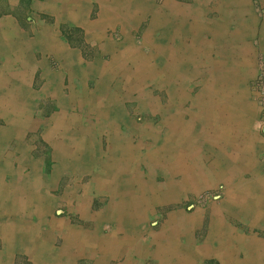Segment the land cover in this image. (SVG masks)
I'll use <instances>...</instances> for the list:
<instances>
[{"label":"rangeland","instance_id":"obj_1","mask_svg":"<svg viewBox=\"0 0 264 264\" xmlns=\"http://www.w3.org/2000/svg\"><path fill=\"white\" fill-rule=\"evenodd\" d=\"M166 1L167 0H151V4L154 8L158 9L162 7ZM175 1L179 6L187 9L194 5V0ZM208 2L203 7L204 15H202V20L209 23L215 21L221 22L222 18L213 12L214 9L217 10L215 8V1L210 0ZM246 2L248 7L246 13L244 12L242 16H238V13H234V16L230 19H226L228 21V27L232 32L239 30L240 27L238 30L236 27L241 24V21L246 22L245 24H248L250 27V33L246 40L248 47L244 53L245 60L242 58L234 59L236 63H234L233 67L237 69L235 72V76L237 77L235 82L231 83L227 88L229 96L227 105L230 111L237 110L238 116H240L239 114H241V112H244L245 119L249 121L238 130V136L236 135L235 138L237 143H235V145L240 150L248 146L247 144L249 143L250 150H252L251 154H249V164L253 162V165L250 164L248 168L245 169L244 173L240 175L241 178H222V172L219 167H210L211 170H208L210 169V164L216 159V148L208 151V149L202 146L199 150L198 158L200 162L203 160L201 163L205 165L204 169H206V173L203 176H207V178H201L198 182L194 181L196 183V185L194 183V187L190 184H186V187L183 188V176H180V174L176 176L170 175L169 171L166 169H159L143 161L135 162L136 165L134 164L132 168L134 169V173L129 174V177H126V175L116 176V171L110 169H108V171L110 170L108 173H104L103 163L110 158V141L112 142V140L109 139L113 137L110 136L107 131L98 133L92 131L98 115L94 111H89L88 106H80L78 103H69V108L66 110L68 115L75 119L69 126L70 133L72 135L74 134V137H78L79 135L75 134L77 129V132H86L87 135H80L81 139H88V142L92 143L95 148L93 147L90 151L93 154L87 153L88 160L85 161L87 163H83L79 166H60V161H58L55 156L52 139L49 138L47 131L53 127V118L59 115L62 110L64 104H62V101L64 99H67V97L74 94V92V95H76L81 91L93 93L96 90L99 77L94 74L91 68L98 63L106 64L110 61V56L105 52H99L96 40L92 38H83L75 28L61 26L58 31L55 28V31L61 33L62 38L60 39L68 43L69 49L71 50L70 54L73 53L75 55L72 61L76 62V65L78 63L81 68L80 72L71 73L70 68H77L78 66H65L61 56L53 55L48 52L44 53L42 49L39 48L40 46H38L39 43L43 44L42 42L47 40V34L51 32V27L53 25L54 19L50 15L48 0H0V31H9L14 25L16 29L24 32V35L29 39V44H31V46L25 48V51H23L24 48L20 50L16 46L17 39L14 38L13 40L11 39L14 46L3 47V49L0 50V76L3 77L4 80H9L10 82L9 88L0 89V97L8 99L17 98L18 94L22 92L21 87L24 81L23 83L26 84V86L23 88L24 94L21 96V99H26V102L22 105L29 116V122L32 123V128H27L18 134L11 133V135H6L2 132L4 122H7L11 116H7V119L6 116L0 114V140L2 141H0V163H5L6 165L5 172L4 174L2 173L3 176H0V226L6 225L11 227L12 224H16L11 238L5 235L0 236V264H96V260L100 257V254L89 253L86 248L83 252H77L75 247L71 250L69 245L63 243L67 237V229L100 237H107L111 235V233L117 231V233L122 236L120 229H118L119 226L115 225V222L106 219L100 221L96 219V215L102 212L104 213L112 204L117 203L121 199H123L124 203L128 201L132 202L131 198L137 195L136 191L138 185L135 184L132 186L133 183L127 185V182L128 180L134 182L136 179H139L146 189L152 186L155 191H152V193L154 192L157 196H162L161 193H164V195L172 193L169 189L174 190L176 193L168 199L164 198L162 201L154 199L150 201L149 210H151H148V215H146L147 220L145 219L143 223L137 225L140 236L135 239L136 246L141 243V247H147L149 250L147 245L150 246L152 236L161 235V228L163 225L164 230L166 228H171V226L168 225L170 222H172L173 226L177 225L173 219L175 216L180 218L182 216H185L184 218H194L192 221L194 226L187 225L188 228L177 225L178 227L176 228V243L186 248L187 240H189L188 242L192 247L196 248L208 243L210 232H212L213 239L217 237L220 242H225L227 241L226 236L228 231L233 237L239 236L241 240L245 241L244 243L249 241V239H255L259 240L264 245V224L258 222V225H251L253 218L250 215L251 218L246 219L239 214L245 202L242 195L250 194L248 188L253 185L255 179H261L263 181L262 185L264 186V134L262 133L261 124H254L252 123V119H250L255 107L264 111V98L261 100L258 96V92L253 89V81L258 73V68L260 65H264V57L261 55L262 49L264 48V0H247ZM92 17H95V15H92ZM117 19L121 20L120 18H116V20ZM151 21L152 15L150 12H147L136 22H133L129 29L125 30L126 32L123 33L129 34V37H131L138 46L142 47L144 36L146 33H149L151 29ZM120 26V24L111 26L106 32L107 39L112 35L114 42L122 43L123 37ZM53 31L52 29V32ZM24 35L21 39H25ZM157 36L158 33L156 32V37ZM156 37L153 41H155ZM204 39L207 41L209 40L208 36H204ZM159 42L164 46V39L160 38ZM176 42L177 41L172 44L173 47ZM187 43H189V41ZM142 50L145 49L142 48ZM235 52H238V50ZM63 68H65V70H63ZM52 72L56 73L55 77L54 74H51ZM52 78H54V80H52ZM205 78L206 77L202 79L204 80ZM118 79L119 77H115L106 86H109L108 88L111 90ZM54 83L59 85L57 96L54 95L56 90L51 87ZM202 85L203 83H201L199 79L194 81L189 80L188 84L181 90L182 111L185 112L188 110L189 113L193 111L197 113L199 111L201 116L197 123L192 124L193 132H197L196 129L199 127L203 129L202 131H207L210 122L211 126L213 125V119L206 114L203 108L201 111L202 104L201 107L199 106V110L196 108L191 109L198 93L201 92L200 90L205 89V86ZM120 86L123 85L120 84ZM145 91L147 95L145 94L143 96L144 98L148 99V97H151L162 107L169 104L170 99L167 87L150 84L148 86L146 85L144 93ZM28 92L30 93L28 94ZM205 94L208 95V93ZM203 99V102L209 105L208 99L204 97ZM140 101L141 98H139L137 94L128 95L126 99L121 102L120 109L126 120H131L136 124L137 130L146 128L151 129L160 140V143L158 142L156 144H153L154 142L151 139H143L140 142L141 153H139V158L143 159L148 151L161 146V140L164 139L167 127H165L163 123L164 118L160 112L143 108L138 104ZM118 118L119 116L117 119ZM184 120H187V116L184 117ZM123 123L127 125V122ZM262 124H264V122ZM118 130L119 133L125 131V125L121 124ZM134 130L132 132L133 134L130 135V140L133 145H136L139 144L141 139H139L140 136H138ZM4 136L7 137L6 140H2ZM194 138L191 144L195 143V147L199 149L200 145L197 141L201 139L197 138L194 141ZM200 144L204 145V142ZM197 152L198 151H196V153ZM227 153L229 155L231 151L228 150ZM90 155H96L97 158L91 159ZM259 169L260 172L256 174ZM114 175L119 179H116L117 182L115 185L108 184V178H116ZM133 175H136L138 178L130 180L129 178H132ZM195 175L196 174H194L193 178L196 177ZM212 176H214V178H212ZM25 178L33 179L38 183H36V187L32 191L29 190L28 194L25 195V201L28 200L26 203L29 201L34 202V200L38 202L36 205L32 203L31 207L26 204L25 209L19 208L18 206L12 209L15 203H13L12 199H17L16 197H19L21 203L23 202L22 198H24V196L22 195L25 194V192L23 193L22 191V185ZM155 183L157 185H155ZM10 185H13V190L14 188L16 189V194L13 193L12 190L9 191V189L6 188ZM37 185L39 186V190H36ZM30 186L32 185L30 184ZM101 186H103V189L100 188ZM162 187L164 189L161 190ZM242 187L244 188V192H242ZM105 190L107 191L105 192ZM128 190H133L134 192H128ZM251 194L254 195L252 199L258 196L262 198L264 195L262 190H260L259 193L255 192ZM15 195L17 196L15 197ZM82 200L86 201L87 206L84 215L82 214V210L78 207V204H81L79 202ZM7 201L12 203V205H9L10 209L8 210H6ZM261 202L264 208L263 200H261ZM31 209H33L34 213L29 212ZM3 211L4 214H2ZM85 214L87 215L85 216ZM196 221H198V223ZM17 223L20 226H18ZM23 226L24 228L27 227L24 229L22 228ZM55 226H57L56 228L58 229H55ZM184 228L186 230H184ZM21 231L23 232L21 233ZM167 232L170 233L166 231L165 234ZM44 239L46 241L45 248L47 249V254L39 257L42 258L40 263H37L35 260L33 262L29 253L32 248L31 244L42 242ZM213 239L211 240L212 245H217L218 243ZM185 243L186 245H184ZM156 246L150 247V253H154L155 250L159 251V246L157 248ZM237 246L238 249L235 258L237 260H242L245 255L244 244H237ZM125 248L127 247L122 248L118 255L104 259L106 260L105 264H120L128 259H132L133 261L138 260L134 252H130L128 255ZM69 252H72L71 256L68 255ZM151 257L150 255L148 264H156L157 262ZM147 261L148 259H145V262H140L139 264H147ZM164 261H166L164 262L165 264H174L175 262V264H189L188 260L183 261L178 258H166ZM182 261L183 263H181ZM192 261H196V264H219V260L213 255L205 258L202 257L200 260L192 259ZM259 263L264 264V253L260 257Z\"/></svg>","mask_w":264,"mask_h":264},{"label":"crops","instance_id":"obj_2","mask_svg":"<svg viewBox=\"0 0 264 264\" xmlns=\"http://www.w3.org/2000/svg\"><path fill=\"white\" fill-rule=\"evenodd\" d=\"M208 1H210V0H194V5L191 6V8L187 9V8H183V7L179 6L175 0H167L165 3L166 5L163 4L165 6H162L158 9H156L152 6L151 0H148V1H143V0H48L49 9H50V13H51L50 15L54 19L53 23H52L53 25L51 28L54 31L52 32V29H51V32H49L47 34L48 35L47 40H44V42H42L43 44L39 43L38 46H40L39 48L42 49V51L44 53L48 52V53L53 54V55L61 56L64 60V65L69 66L70 62H71L70 56L71 55L75 56V55L73 53L70 54L71 50L69 49L68 43H66L64 40L60 39V38H62L61 33L57 32L58 29L61 28V26H68V27H73L76 30H78L79 34L82 35L83 38H92L93 40H96V42L98 43L97 48H98L99 52H103L105 50L102 46H105V44L107 42L114 43L115 45H117V47L119 46L118 49H116L117 51L118 50L119 51L116 52L115 60H118V65L120 66L119 68L122 67V70H127L128 72H134L135 70L137 71V69H139V67H144L145 65L147 67L154 68V67H152V65L154 64L152 62V60L154 58H158L156 60H159V59L164 60V82L163 83H164V86L167 87V90L169 92V99L173 98L175 96L174 92L177 91L176 95H178V96L176 99H177V102L179 103L181 115L183 116V120H184V117L187 116V120H184V121L187 122V124L191 125V126H192V124L197 123L199 121V119L201 118V116H200L199 111L197 112L199 114H197L196 111H193L192 113H189L188 110H186L185 112L182 111V109H181V105H182L181 93H182V91L181 90L186 86V84H188L189 80L194 81L196 79H199L200 82L203 83L202 86H205V89L200 90L201 92L198 93L196 100L194 101L193 105L191 106V109L196 108L197 110H199V106L201 107V104H202L201 111L203 108V110L206 112V114L210 118L213 119V125H212L213 127L211 126V122H210V125H209V128L207 131H201L203 129L201 127H199L196 130L197 132L194 134V136L196 137L195 139H197V138L201 139V140L197 141L198 144L200 145L199 150L202 146H204L206 149H208V151H211L210 149L216 148L217 155L215 157L216 158L215 161L212 163L213 168L219 167L221 169L222 178H241L240 175L242 173H244L245 169H247L250 164L253 165V162H251L249 164V154H251L252 150H250L249 143L247 144L248 146H245V148H242L239 150L237 148V146L235 145V143H236L235 138H236V135L238 133V130H240L241 127H243L249 121L245 119L244 112H241V114H239L240 116H238L237 110H235V111L229 110L228 105H227L228 99H229V96L227 93V88L231 85V83L235 82V79L237 77V76H235V72L237 71V69H235L233 67L234 63H236L234 61V59L235 58L239 59V57H240V59L242 58L243 60H245V54L244 53L246 52L247 47H248V45L246 43L247 41H245V40H247L248 36H249V35H247V32H246V28L248 27L247 26L248 24H245L246 22L241 21V24H239L240 26L238 25L236 27L237 30L239 27L241 29L239 28V30L237 32L236 31L232 32L231 29H229V27H228V21L226 19H230L232 16H234V13H238V16H242L244 12L246 13L248 11L247 2H246L247 0H214L216 3L215 8L217 10L214 9L213 12L215 14H217V16H220V18H222V21L221 22L215 21L213 23L212 22L209 23V22L205 21V23H207L209 25L207 28L209 33H207V31H206V34H204L202 37L197 36V35H199L198 33L200 31L199 24L201 21H203L202 20V15H204L203 7L205 6V4ZM122 8H124V9H122ZM163 8H164V10H163ZM132 9H134V10H132ZM179 9H180V11H179ZM158 10H160V16L162 15L164 17V22L166 21L165 23L167 26L164 27V33H162L163 32L162 28L157 29L156 32L158 33V36L156 37V32L154 33V28L152 27V22H153L154 18L155 19L159 18V15L157 13ZM147 12H151L152 22H151V29H150L149 33H147L146 35L147 36L149 35L148 37H149V39L152 38V41H150V43H146V42L143 43V46L141 48H139V50H141L140 52L127 54L123 50L122 46L124 45V42L127 39H131V37H129V34H125L123 32H126L125 30H128L130 25H132L134 21L136 22L138 20V18H140L142 15L146 14ZM171 13H173V14H171ZM92 15H95V17H92ZM186 15H188V16H186ZM115 17L120 18L121 20H119V19L116 20ZM135 18H137V20ZM178 18H179V21L177 20ZM194 18H196V19H194ZM104 20H107V21H104ZM180 20H183V21L180 22ZM189 20H191V21H189ZM168 21H169V24L167 23ZM180 23H183V24H180ZM115 24L121 25L120 28H121L122 32L121 31L120 32H121L122 37H123L122 43L114 42L112 35L110 36L109 39H107V37H106L107 36L106 35L107 30L110 29L111 26H113ZM172 24H174V25H172ZM218 24H220V25H218ZM55 28L57 31H55ZM220 30H222V31L220 32ZM243 30H245V32H246V35L244 34L245 37L242 36ZM48 31H50V30H48ZM211 31H212V33H211ZM213 31H215V32H213ZM23 35H24V32L19 30V29H16V27L14 25L11 27V29L9 31H0V50H2L3 47L14 46V43L12 42V40L14 38H16L17 39V44H16L17 48H19L20 50H22L24 48L23 51H25V48L31 46V44H29V39L27 36L24 35L25 39H21V37ZM147 36H144L143 41L147 40ZM204 36H208V39H209L208 41H210V42L205 40ZM155 37H156V39H155L156 42L153 41ZM173 37H174V39H173ZM160 38L165 39L164 40L165 41L164 52L166 54L164 53L165 54L163 57L164 59H162V57L154 55V54H158V53H156L155 48L161 45L160 42L158 41V40H160ZM98 39H100V40H98ZM97 40L101 41V42H98ZM175 41H177L176 42L177 45L175 43L174 47H173L172 44ZM186 41L187 42L189 41V43H187ZM200 41H206L207 44L209 43L212 45H210L209 48L208 47L205 48V50H204V48H201L202 49L201 50L200 46H199ZM213 41H214V43H213ZM239 42H241L242 44H240V45H244V47L239 48V46H240ZM55 45H56V47H55ZM231 45H233V46H231ZM142 48L147 50V51L142 50ZM236 50H238V52H235ZM262 50L263 51H262L261 55H262V57H264V48ZM104 52L108 54V52H106V50ZM60 54H62V55H60ZM167 55H168V57H167ZM194 55H195V57H194ZM137 56H139V57H137ZM205 57L206 58L208 57V58L206 59ZM214 57H215V59H214ZM68 59H70V60H68ZM111 60H112V57L110 58V61ZM168 62L170 63V65ZM136 63H138V64H136ZM63 70H65V68H63ZM171 72H174L175 74L177 73L176 74L177 77L176 78H169L168 74H170ZM51 74H54V77L56 76L55 72L54 73L52 72ZM22 76H24V75H22ZM116 77H119V79H118L119 80V83H118L119 86H120V84H124L123 81H125V83L128 82L124 78L125 76H123L121 73H119V75ZM204 77H206V78L203 80L202 78H204ZM55 92H57V91H55ZM205 93H208V95H206ZM203 97L205 99H208L209 105L203 102V100H204ZM125 99L126 98L120 99L119 107H120L121 102L124 101ZM173 100H174V98H173ZM236 107H237V105H236ZM230 112H231V114H230ZM66 114H67L66 110L64 112L61 110L59 115L54 117L55 119H57V122L55 123V125H59V127H57V128L53 127V128H55V130H57V129L60 130L55 135V136H59V138H57V140H58L57 146L53 145L55 148L54 149L55 156H56V159L58 161H60V166H62V165L64 167H65V165L79 166L83 163H87V162H85L88 160L87 153L89 150H91L94 147V145H92V143L88 142L87 141L88 139H84V141H83V139H81V142H80V146H81L80 149L81 150H80V152L83 153V154L81 153V155H79L81 157H78L74 161V164H71L68 161L70 159L68 156V153H66L65 154L66 160H65V157L63 155L64 152H62L63 148H64L63 146H65V145L71 146L69 143H70V141H72V138L74 137V134L72 135L70 133V129H69V126L74 122V119L72 118V116H69L68 114L67 115ZM65 116H68L69 118L65 117ZM225 117H226V119H225ZM62 118L64 119L63 122L58 121V119H62ZM163 118H164V115H163ZM250 119H252V123H254V124H257V125L261 124V129L264 127V124H262L264 122V111H262L260 108H257V107L254 108L253 115L251 116ZM189 120H192V121L190 122ZM123 122H127V125H126V123H123ZM121 124L125 125V131H122L123 133L120 132L121 135L128 134L127 127L131 129L129 132L130 135L133 134L132 133L133 130L136 129V124H134L131 120H126L125 117L123 116V113H121L120 119L118 120V125L120 126ZM79 132H81V131H79ZM95 133H98V132H95ZM75 134L79 135L78 132L77 133L75 132ZM81 134H83V133H81ZM84 134L87 135L86 132ZM183 134H188V133L184 132ZM62 135L64 137H62ZM189 138L191 140L193 139V138H191L190 135H189ZM62 140H64V141H62ZM201 142H204V145H201L200 144ZM228 150L231 151V154H229V155L227 153ZM58 152H59V154H58ZM259 172H260V169L256 172V174ZM212 178H214V176H212ZM262 184H263V181L259 178H256L253 185H251V187L248 188L249 189L248 192H250V194L249 195H246V194L242 195V198H243V200L246 201V203H244V205H242V207H241L242 211H239L240 212L239 214L241 217H244V215H245L244 209L246 207L249 208L248 207V201L251 198H254V195L251 193H255V192L259 193L260 190H262L264 193V186ZM261 186H262V189H261ZM245 190H246V188H245ZM242 192H244L243 187H242ZM263 196H262V198L260 196L256 197V199H257L256 204H255V201H253L254 207L256 208L254 210L260 211L261 214H264L263 203L261 202V200H263V202H264ZM136 199H137L136 197L135 198L132 197L131 198L132 202L128 201L127 203H124L123 199L119 200L118 202L123 203L121 205H128V204L130 205L131 204V206H132V205H134V203H136ZM253 200H255V199H253ZM252 203H250V204L252 205ZM131 206H130V209L126 208L125 211H123L122 213H124V214L125 213H134V212L136 213V207H131ZM124 207H129V206H124ZM29 212H33V209H31ZM148 219H149V217H148ZM261 223L264 224V221ZM72 232H76V231H72L69 229L67 230V234L72 233ZM228 233L226 236L227 241L220 242L217 239V237H214V239H213L212 232H210L209 242L205 243L204 245H201V246H208L210 248V254L208 256H212V255L214 256L215 255V257L219 260V264H253V262L255 264V261H254L255 258H254V260H251V258H249L250 256H253V254L251 255L248 253L249 250L247 249V247H250L248 245V243L247 244L245 243V246H244L245 247V252H244L245 255H244L243 259L237 260L235 258V255H236V252L238 249V247H236V245L239 243L236 244L234 242H236L235 240L237 239V237L239 239V236L233 237L229 231H228ZM212 239L218 243L217 244L218 247H216V245H212V242H211ZM252 240H255V239H252ZM257 241H258V246L253 247V252H255L254 251L255 249L258 250L260 248V250H261L260 254H259V256L258 255L256 256V258H258V259H256L257 263L260 264L259 263L260 257L264 253V245L259 240H255V242H257ZM41 246H40V249H41ZM147 246L149 247V250H148V253H149L150 247L154 246V245L152 244L150 246L149 245H147ZM223 247L224 248L230 247L229 255L226 254V255L222 256V255L217 254V252H218L217 250L223 249ZM231 247L233 249L232 251H231ZM122 248H124V246H120L117 248L118 254ZM193 248H195V247H193ZM70 249L72 250V247ZM86 249L89 251V253L100 254V257L97 258L96 262L101 261V259H104V257H105L98 250H94L91 248H86ZM125 249L127 250V253L128 252H134L138 257V260H134V261L132 259H129L131 262L137 263L140 260L148 259L147 264L149 263V259H150L149 254H148V256H146V254H145L143 256V259H140L138 256L137 248L132 247L130 249V247H128ZM132 249H133V251H132ZM84 250L85 249L81 250L80 252H83ZM71 254H72V252H69L70 256H71ZM30 258L33 260V262H34V260L36 261V259H34L32 256H30ZM191 258L192 257L187 258L189 264H192ZM201 258H202V256H199L197 258V260H200ZM37 263H40V261H38Z\"/></svg>","mask_w":264,"mask_h":264},{"label":"bare ground","instance_id":"obj_3","mask_svg":"<svg viewBox=\"0 0 264 264\" xmlns=\"http://www.w3.org/2000/svg\"><path fill=\"white\" fill-rule=\"evenodd\" d=\"M42 1V0H41ZM143 1H148V0H143ZM74 3V2H73ZM200 3V2H199ZM134 4V3H133ZM168 4V3H167ZM147 5V4H146ZM155 5V4H154ZM166 5V4H165ZM162 5V6H165ZM176 5V4H175ZM198 5V4H197ZM58 6V5H57ZM145 6V5H144ZM149 6V5H148ZM198 7V6H197ZM196 7V8H197ZM146 8V7H145ZM124 9V8H122ZM121 9V10H122ZM126 9V8H125ZM235 9V8H234ZM239 9V8H238ZM134 10V9H132ZM131 10V11H132ZM145 10V9H144ZM164 10V8H163ZM183 10V9H182ZM128 11V10H127ZM152 11V10H151ZM156 11V10H155ZM167 11V10H166ZM180 11V9H179ZM178 11V12H179ZM196 11V10H195ZM241 11V10H240ZM135 12V11H134ZM141 12V11H140ZM182 12V11H181ZM232 12V11H231ZM126 13V12H125ZM143 13V12H142ZM141 13V14H142ZM151 13V12H150ZM159 18L158 19H153L152 22V27L154 28V33L156 32L157 29L162 28V33H164V27L167 26L166 25V21L164 22V17L161 15L160 16V10L157 11ZM121 14V13H120ZM134 14V13H133ZM169 14V13H168ZM173 14V13H171ZM180 14V13H179ZM129 15V14H128ZM135 15V14H134ZM167 15V14H166ZM185 15V14H184ZM190 15V14H189ZM178 16V15H177ZM182 16V15H181ZM188 16V15H186ZM185 16V17H186ZM134 17V16H133ZM136 17V16H135ZM176 17V16H175ZM197 17V16H196ZM157 18V17H156ZM189 18V17H188ZM70 19V18H69ZM137 20V18H135ZM139 19V18H138ZM173 19V18H172ZM183 19V18H182ZM196 19V18H194ZM255 19V18H254ZM166 20V19H165ZM179 21V18L177 19ZM186 20V19H185ZM107 21V20H104ZM170 21V20H169ZM169 21L167 22L169 24ZM183 20H180V22ZM135 22V21H134ZM172 23V22H171ZM175 23V22H174ZM196 23V22H195ZM183 24V23H180ZM199 24V23H198ZM174 25V24H172ZM220 25V24H218ZM208 24L205 23V21H201L199 24V35L197 36H203L204 34L207 33L208 30ZM223 26V25H222ZM226 26V25H225ZM248 26V25H247ZM246 26V27H247ZM169 27V26H168ZM183 27V26H182ZM220 27V26H219ZM210 28V27H209ZM168 29V28H167ZM173 29V28H172ZM241 29V28H240ZM8 30V29H7ZM176 30V29H175ZM181 30V29H180ZM183 30V29H182ZM211 30V29H210ZM215 30V29H214ZM223 30V29H222ZM220 30V32L222 31ZM187 31V30H186ZM217 31V30H216ZM230 31V30H229ZM182 32V31H181ZM215 32V31H213ZM237 32V31H236ZM246 32L247 35H249L250 33V27L248 26L246 28ZM245 30H243L242 32V36L245 37L246 35ZM151 33V32H150ZM212 33V31H211ZM147 34V33H146ZM153 34V33H152ZM245 34V35H244ZM160 35V34H159ZM168 35V34H167ZM173 35V34H172ZM187 35V34H186ZM211 35V34H210ZM147 36V35H145ZM149 36V35H148ZM147 36V40L143 41V43H150V41H152V38L149 39V37ZM215 36V35H214ZM53 37V36H52ZM151 37V36H150ZM224 37V36H223ZM218 38V37H217ZM242 38V37H241ZM146 39V38H145ZM174 39V37H173ZM56 40V39H55ZM165 40V39H164ZM195 40V39H194ZM239 40V39H238ZM43 41V40H42ZM159 41V40H158ZM196 41V40H195ZM215 41V40H214ZM213 41V43H214ZM240 41V40H239ZM246 41V40H245ZM187 42V41H186ZM210 42V41H208ZM237 42V41H236ZM142 43V46H143ZM155 44V43H154ZM242 44L241 42H239V45ZM153 45V44H152ZM177 45V43H176ZM212 44H207L206 41H200L199 42V46L200 49L201 48H209V46ZM166 46V45H165ZM186 46V45H185ZM190 46V45H189ZM194 46V45H193ZM197 46V45H196ZM225 46V45H224ZM233 46V45H231ZM237 46V45H236ZM56 47V45H55ZM106 52H108L109 56L112 57V60L107 62L106 64H102V63H98L97 65H95L94 67L92 66V70L94 71V74L96 76L99 77V82H98V86L96 88V90L93 93L90 92H79L78 94L74 95L71 94L67 97V99H64L62 101V111L64 112L65 110H67L69 108V103H78L80 106H88L89 111H94L97 113V121L96 123L93 125V129L92 131L94 132H108L110 136H112V142L110 141V158H108V160L103 163V170L104 173H108L110 170H114L116 171L115 174H117L116 176H123L126 175V177H129V174H133L134 173V169L133 165L135 164V162L137 161H143L146 164H151L153 166H156L159 169H166L167 171H169L170 175H179L183 176L184 179L183 180V188H185L186 184H190L192 187H194V181H199V179L201 178H207V176H203L206 172V169H204L205 165H203L201 162L203 160H201V162L199 161V149L196 148L195 143L191 144L192 140L189 138V135L191 136V138H194V134L196 132H193V128L191 125H188L187 122H185L183 120V116L181 115V111L179 108V103L177 102V91L174 92L175 96L173 98H171L169 100V104L162 107L160 106L154 99H152L151 97L144 98L143 96L146 94V91L144 93V89L146 88V85H150V84H154L156 86H163L164 87V60H156L158 58H154L152 60V62L154 63L152 65V67H147L146 65L144 67H139V69H137V71L135 70L134 72H128L127 70H122V67L119 68L120 66L118 65V60H115L116 57V52H118L116 49H118L117 45H115L114 43H110L107 42L105 44V46H102ZM123 50L127 53V54H132V53H136V52H140L141 50H139V48H141V46H138L132 39H127L124 42V45L122 46ZM217 47V46H216ZM238 47V46H237ZM244 47V45H240L239 48ZM47 48V47H46ZM101 48V47H100ZM145 48V47H144ZM184 48V47H183ZM182 48V49H183ZM195 49V48H194ZM199 49V50H200ZM65 50V49H64ZM104 50V51H105ZM122 50V51H123ZM172 50V49H171ZM202 50V49H201ZM211 50V49H210ZM103 51V52H104ZM156 53L158 54H154L156 56L162 57V59H164V55L166 54L164 52V46H158L155 48ZM166 51V50H165ZM168 52V51H167ZM165 53V54H164ZM198 53V52H197ZM21 54V53H20ZM112 54V55H111ZM119 54V53H118ZM160 54V55H159ZM62 55V54H60ZM147 55V54H146ZM162 55V56H161ZM169 55V54H168ZM167 55V57H168ZM171 55V54H170ZM178 55V54H177ZM72 56V55H71ZM71 58V62L70 65H76V62H73L72 59L74 56H72ZM180 56V55H179ZM110 57V58H111ZM139 57V56H137ZM174 57V56H173ZM195 57V55H194ZM124 58V57H123ZM144 58V57H143ZM176 58V57H175ZM182 58V57H181ZM206 58V57H205ZM208 58V57H207ZM206 58V59H207ZM65 59V58H64ZM67 59V58H66ZM127 59V58H126ZM129 59V58H128ZM132 59V58H131ZM142 59V58H141ZM199 59V58H198ZM215 59V57H214ZM240 59V57H239ZM70 60V59H68ZM171 60V59H170ZM20 61V60H19ZM66 61V60H65ZM94 63V62H93ZM129 63V62H128ZM140 63V62H139ZM169 63V62H168ZM96 64V63H95ZM138 64V63H136ZM170 65V63H169ZM206 65V64H205ZM78 66L77 68H70L71 69V73L74 72H80L81 68L79 66V64L77 63ZM166 66V65H165ZM128 68V67H127ZM134 68V67H133ZM136 69V68H135ZM70 71V70H69ZM119 73H121L123 76H125L124 78L128 81L127 83H125V81H123L124 84H122L123 86H119V80L117 81V83H115V85L113 86V88L110 90V88H108L106 85L109 84L116 76L119 75ZM17 74V73H16ZM177 74V73H176ZM176 74L174 72H171L170 74H168L169 78H176ZM84 75V73H83ZM58 77V76H57ZM52 80H54V78H52ZM57 80V79H56ZM121 80V79H120ZM9 80H4L1 76H0V89L3 88H9L10 87V82ZM17 83V82H16ZM60 84V83H59ZM54 85V86H53ZM14 86V85H13ZM19 86V85H18ZM17 86V87H18ZM26 84H24L22 82V87H21V93L18 94L17 98H12V99H8V98H2L0 97V114L2 116H11L7 122H4V126H3V130L2 132L5 133L6 135H11V133H15L18 134L24 130H26L27 128H30L32 126V123L29 122L28 120V114L25 112V109L23 108V105L26 102V99L22 100L21 96L24 94V90L23 88H25ZM85 86V85H84ZM44 87V86H43ZM52 89H55L57 92H54V95H58V90H59V85L54 83L52 84ZM13 88V87H12ZM15 88V87H14ZM57 88V89H56ZM64 88V87H63ZM44 89V88H43ZM41 89V90H43ZM74 89V87H73ZM45 90V89H44ZM75 90V89H74ZM78 90V88H77ZM93 90V89H92ZM89 91V90H88ZM5 92V91H4ZM30 92H28L29 94ZM137 94V96H139V98H141V101L138 103L140 104V106H142L143 108L146 109H151L153 111H157L160 112L162 115H164V124L165 127H167V131L165 133L164 139L161 140V146L160 147H155L154 149H148L151 151H148V153H146V155L143 157V159L139 158V153L141 150V144L140 142L143 139H151L154 143L156 144L158 143L160 140L158 139V136L154 134V132L151 129H143V130H137L135 129L134 132L137 133L138 136H140L139 139H141L139 141V144H132L130 138V128L127 127V131L128 134L125 135H121L119 133L118 128L120 127L118 125V120L120 119V115L122 113L120 107H119V101L121 98H126L128 95H133V94ZM16 94V93H15ZM70 94V93H69ZM147 95V94H146ZM13 96V95H12ZM53 96V95H52ZM142 96V97H141ZM172 96V95H171ZM9 97V96H8ZM15 97V96H14ZM146 97V96H145ZM36 98V97H35ZM54 98V97H53ZM70 98V99H69ZM32 99V98H31ZM55 99V98H54ZM71 101V102H70ZM23 104V105H22ZM77 104V105H78ZM60 105V104H59ZM237 105V104H236ZM66 106V107H65ZM138 106V105H137ZM78 107V106H77ZM141 110V109H140ZM230 110V109H229ZM238 113V112H237ZM68 114V113H67ZM66 114V115H67ZM231 114V112H230ZM169 115V116H168ZM70 116V115H69ZM119 116V118L117 119V117ZM167 116V117H166ZM218 116V115H217ZM1 117V116H0ZM68 117V116H65ZM69 118V117H68ZM219 118V117H218ZM237 118V117H236ZM226 119V117H225ZM3 120V119H2ZM75 120V119H74ZM240 120V119H239ZM36 121V120H35ZM34 121V122H35ZM58 121H64V119H58ZM69 121V120H68ZM80 121V120H79ZM190 122L192 120H189ZM53 122L54 125L53 127H59V125H55V123L57 122V119L53 118ZM52 122V123H53ZM77 122V120H76ZM51 123V122H50ZM134 123V122H133ZM35 124V123H34ZM45 124V123H44ZM43 124V125H44ZM38 125V124H36ZM50 125V124H49ZM48 126V124H47ZM135 126V125H134ZM52 127V128H53ZM32 128V127H31ZM46 128V127H45ZM50 128L47 131V134H49V138L52 139L53 145L57 146L58 140L57 138H59V136H55L57 134L58 131H60L59 129L55 130V128ZM64 128V127H63ZM88 128V127H87ZM140 128V127H139ZM242 128V127H241ZM70 129V128H69ZM85 130V129H84ZM83 130V131H84ZM90 130V129H89ZM197 130V129H196ZM230 130V129H229ZM78 131V129H77ZM76 131V132H77ZM87 131V130H86ZM188 133V134H183L184 132ZM202 131V130H201ZM63 132V131H62ZM68 132V131H67ZM74 132V131H73ZM72 132V133H73ZM25 133V132H24ZM70 134V133H69ZM79 136L78 137H73L72 141H70V145L71 146H63V151L64 152V157L66 160V153H68L69 156V162L71 164H74V161L78 158L81 157L79 155H81L82 152H80V142H81V136H83V134L81 135L80 132H78ZM81 135V136H80ZM85 135V134H84ZM70 136V135H69ZM208 136V135H207ZM18 137V136H17ZM62 137H64L62 135ZM86 137V136H85ZM16 138V136H15ZM68 138V137H67ZM95 138V137H94ZM196 138V137H195ZM194 138V139H195ZM7 137L4 136L2 138V140H6ZM13 139V138H12ZM69 139V138H68ZM75 141H74V140ZM204 139V138H203ZM208 139V138H207ZM70 140V139H69ZM1 141V140H0ZM64 141V140H62ZM84 141V140H83ZM88 141V140H87ZM195 141V140H194ZM2 142V141H1ZM18 142V141H17ZM61 142V141H60ZM68 142V141H67ZM235 142V141H234ZM239 142V141H238ZM63 143V142H62ZM143 143V142H142ZM151 143V142H150ZM160 143V142H159ZM212 143V142H211ZM237 143V142H236ZM64 144V143H63ZM67 144V143H66ZM143 145V144H142ZM192 145V146H191ZM145 146V145H143ZM231 146V145H230ZM66 147V148H65ZM147 147V146H146ZM150 147V145H149ZM148 147V148H149ZM213 147V146H212ZM90 148V147H89ZM92 148V147H91ZM95 148V147H94ZM233 148V147H232ZM55 149V148H54ZM146 149V148H145ZM94 150V149H93ZM245 150V149H244ZM58 151V150H57ZM91 150H89L88 153ZM144 151V150H143ZM196 151H198L196 153ZM61 152V153H62ZM203 152V151H202ZM208 152V151H207ZM85 153V152H84ZM247 153V152H246ZM249 153V152H248ZM22 154V153H21ZM59 154V152H58ZM83 154V153H82ZM93 154V153H91ZM144 154V153H143ZM206 154V153H205ZM238 154V153H237ZM109 155V154H108ZM207 155V154H206ZM209 156V155H208ZM89 157V156H88ZM102 157V156H101ZM230 157V156H229ZM91 159H95L97 158L96 155H90ZM233 158V157H232ZM24 159V158H23ZM79 161V160H78ZM209 161H210V157H209ZM208 161V162H209ZM192 163V165H191ZM63 164V163H62ZM5 163H0V176L2 175V173L4 174L5 172V168L6 165ZM136 165V164H135ZM63 166V165H62ZM155 167V168H156ZM213 167L212 163L210 164L209 168ZM152 168V167H151ZM108 169H110L108 171ZM208 170H211L208 169ZM150 171V170H149ZM112 173V172H111ZM236 173V172H235ZM253 173V172H252ZM194 174H196L194 176ZM34 175V174H33ZM112 175V174H111ZM142 175V174H141ZM3 176V175H2ZM21 176V175H20ZM115 176V175H114ZM115 176V177H116ZM112 177V176H111ZM133 178H138L136 175H133L132 178L130 177L129 179L132 180ZM116 179L119 178H108L107 183L111 184V185H115V183L117 182ZM167 179V178H166ZM24 180V179H23ZM168 180V179H167ZM172 180V179H171ZM211 180V179H210ZM96 181V180H95ZM144 181V180H143ZM23 185H22V191L23 193L25 192V194L21 195L24 196L23 202L21 203L20 198L16 197L17 195H15V197L17 199H12L13 200V208L15 207H19V208H26V204H28L30 207L32 206V203H34L36 205V203L38 201L34 200L33 201H29L28 203H26L27 201H25V195L28 194L29 190L32 191L35 187H36V181L33 179H29V178H25V180L23 181ZM104 183V182H103ZM138 185V189L136 191L137 195H134L133 198H137L136 199V203H134V205L131 206V204L129 205H121L123 203L121 202H117L112 204L107 211H105L104 213H100L96 215V219H99L100 221L102 220H111L113 222H115V225L119 226L118 229H120V233H122V236L119 235V233H117V231L114 233H111V235H108L107 237H100V236H93V235H89V234H85V233H80L78 231L76 232H72V233H68L67 237H66V242L63 241V243H66L67 245L70 246V248H74L76 249L77 252H80L81 250L85 249V248H91L94 250H98L100 253H102L104 257V259H106L107 257H111L114 255H118L117 252V248L120 246H126L127 248L130 247V249L132 247L137 248V252H138V256L140 259H143V256L146 254V256L151 255V258H154V260L157 262L156 264H165L164 261L166 258L167 259H172V258H178L179 260H183L186 261L187 258L192 257L191 259H195L197 260V258L199 256L202 257H206L210 254V248L208 246H199V247H195L193 248L192 245L189 244V240L186 241L187 243V248L178 245L176 243V228L178 227L177 225H182L184 227H188L187 225H193L192 221L194 220V218L190 217V218H184L183 216L180 218L178 216H175L173 219L176 222L177 225L173 226L172 222H170L168 225L171 226V228H166L164 230V225L161 228V235H154L151 238V242L150 245H157L156 248L159 246V251L155 250V252L152 253H148V248L147 247H141L140 244L136 246L135 243V239L136 237L140 236V232L138 233V227L137 225L140 223H143L146 219V215H148V212L151 210H149V203L150 201L154 200H164L168 199L170 196L175 195V191L172 189L170 192L172 193H167L164 195V193H161L162 196H157V194H154V190L153 187H149L148 189L145 188L144 185H142V183L139 181V179H136L134 182L129 181L127 182V185ZM30 184L32 186H30ZM38 184V183H37ZM43 185V184H42ZM46 185V184H45ZM110 185V186H111ZM146 185V184H145ZM155 185H157L155 183ZM161 185V184H160ZM196 185V183H195ZM117 186V185H116ZM126 186V184H125ZM131 186V188H132ZM165 186V185H164ZM190 186V187H191ZM2 187V186H1ZM43 187V186H42ZM148 187V186H147ZM157 187V186H155ZM154 187V188H155ZM159 187V186H158ZM161 187V186H160ZM166 187V186H165ZM7 189H9V191L12 190L13 193L16 194V189L14 188L13 190V185H10L8 187H6ZM101 189H103V186L100 187ZM99 188V189H100ZM98 189V190H99ZM114 189V187H113ZM112 189V190H113ZM164 189L163 187L161 188V190ZM36 190H39V186L37 185ZM110 190V189H109ZM1 191V190H0ZM21 191V192H22ZM107 190H105L106 192ZM129 191V190H128ZM133 191V190H130ZM129 191V192H130ZM152 191H154L152 193ZM159 191V190H158ZM188 191V190H187ZM195 191V189H194ZM193 191V192H194ZM37 192V191H36ZM134 192V191H133ZM160 192V191H159ZM164 192V190H163ZM179 192V191H178ZM186 192V191H185ZM66 193V192H65ZM112 193V192H111ZM1 194V193H0ZM68 194V193H67ZM106 194V193H105ZM114 194V193H113ZM185 194V193H184ZM243 194V193H242ZM20 195V194H19ZM110 195V194H109ZM241 195V194H240ZM6 196V195H5ZM156 196V197H155ZM178 196V195H177ZM12 197V194H11ZM109 197V196H108ZM88 198V197H87ZM114 200V199H112ZM6 201V200H5ZM9 201V200H8ZM7 201L8 204H6V210L10 209L9 205H12V203H9ZM255 204L257 203V199L255 198V200H253L252 198L248 201V207L249 208H245L244 209V217L247 218H253L251 221V225H258V222H263L264 221V214H261L260 211L254 210L256 209L254 207V202ZM112 202V201H111ZM253 202V203H252ZM40 203V202H39ZM81 204H78V207L82 210V214L84 215L85 213V208L86 206V201L82 200L81 202H79ZM127 203V202H126ZM246 203V201L244 202ZM252 203V205L250 204ZM16 205V206H15ZM85 205V207H84ZM110 205V203H109ZM151 205V204H150ZM124 206H129V207H124ZM131 207H136V213H122L123 211H125L126 208L130 209ZM29 208V207H28ZM89 208V207H88ZM139 208V209H138ZM17 209V208H16ZM79 209V210H80ZM28 210V209H27ZM26 210V211H27ZM149 210V211H148ZM232 210V209H231ZM11 212V211H10ZM34 213V211H33ZM4 214V211L3 213ZM8 214V213H7ZM201 214V213H200ZM243 214V213H242ZM9 215V214H8ZM23 215V213H22ZM87 214H85L86 216ZM172 215V214H171ZM216 215V214H215ZM232 215V214H231ZM251 217H250V216ZM10 216V215H9ZM13 216V215H12ZM36 216V215H35ZM84 216V217H85ZM173 216V215H172ZM218 216V215H217ZM39 217V216H38ZM170 217V216H169ZM23 218V216H22ZM43 218V217H42ZM86 218V217H85ZM168 218V217H167ZM166 218V219H167ZM212 218V217H211ZM4 219V218H3ZM12 219V218H11ZM10 219V220H11ZM218 219V217H217ZM21 220V218H20ZM23 220V219H22ZM147 220V219H146ZM168 220V219H167ZM198 220V219H195ZM201 220V219H200ZM4 221V220H3ZM25 221V220H24ZM27 221V220H26ZM29 221V220H28ZM14 222V221H13ZM64 222V221H63ZM198 223V221H196ZM195 222V223H196ZM2 223V222H1ZM165 223V222H164ZM167 223V222H166ZM18 224V223H17ZM64 224V223H63ZM84 224V223H83ZM16 224H12L11 227L10 226H6V225H1L0 226V236L5 235L6 237L10 238L12 237L13 233H14V226ZM22 225H26V224H22ZM35 225V224H34ZM18 226H20L18 224ZM44 226V225H43ZM66 226V225H65ZM116 226V227H117ZM168 226V227H170ZM194 226V225H193ZM27 227V226H26ZM25 227V228H26ZM54 227V226H53ZM57 226H55V229ZM64 227V226H63ZM24 228V226L22 227ZM24 228V229H25ZM189 228V227H188ZM16 229V228H15ZM43 229V227H42ZM64 229V228H63ZM47 230V229H46ZM60 230V229H59ZM68 230V229H67ZM184 230H186L184 228ZM18 231V230H17ZM44 231V230H43ZM166 231H169L170 233H166ZM23 231H21L22 233ZM27 232V231H26ZM47 232V231H46ZM57 232V231H56ZM59 232V231H58ZM181 232V231H180ZM16 233V232H15ZM25 233V232H24ZM30 233V231H29ZM40 233V232H39ZM144 233V231H143ZM160 233V232H159ZM228 233V232H227ZM19 234V232H18ZM142 234V233H141ZM184 234V233H182ZM229 234V233H228ZM28 235V234H27ZM33 235V234H32ZM36 235V234H35ZM152 235V234H151ZM185 235V234H184ZM189 235V234H188ZM31 236V235H30ZM34 236V235H33ZM50 236V235H49ZM105 236V235H104ZM35 237V236H34ZM200 237V236H199ZM237 237V236H236ZM17 238V237H16ZM41 238V237H40ZM48 238V237H47ZM13 239V238H12ZM22 239V238H21ZM64 239V238H62ZM195 239V238H194ZM32 240V239H30ZM184 240V239H183ZM197 240V239H196ZM201 240V239H200ZM33 241V240H32ZM31 241V242H32ZM48 241V240H47ZM138 241V240H137ZM165 241V243H164ZM167 241V242H166ZM236 242L234 243H239V244H244L245 246V241L241 240L240 237L238 239L235 240ZM5 242V241H4ZM11 242V241H10ZM13 242V241H12ZM184 242V241H183ZM24 243V242H23ZM44 243V244H43ZM186 243L184 245H186ZM248 243V245L250 247H247V249L249 250L248 253L249 254H253V256H250L249 258H251V260H254L255 258V264L257 263L258 258H256V256L260 254V248L257 250L255 249L253 252V247H257L258 246V241L255 242V240L249 239V241L246 242V244ZM45 244L46 241L45 239L42 240V242H38L37 243H33L31 250L29 251L30 256H32L34 259H36V261H40L42 258V255L47 254V249L45 248ZM230 244V243H229ZM25 245V244H24ZM30 245V244H29ZM42 245V246H41ZM162 245V246H161ZM211 245V244H210ZM41 246V249H40ZM27 247V246H26ZM48 247V245H47ZM216 247H218L216 245ZM236 247H238L236 245ZM9 249V248H8ZM90 249V250H91ZM232 247H231V251H232ZM217 254L219 255H226L230 253V247H223V249H219L217 250ZM245 251V249H244ZM13 252V251H12ZM97 252V251H96ZM130 252H128L129 255ZM11 255V254H10ZM69 255V254H68ZM72 255V254H71ZM79 255V254H78ZM179 255V256H178ZM212 255V254H211ZM247 255V254H246ZM215 256V255H214ZM129 257V256H128ZM127 257V258H128ZM227 257V256H226ZM101 259V261L96 262V264H105L106 260ZM164 259V260H163ZM171 261V260H170ZM174 261V260H173ZM183 261L181 263H183ZM140 262H145V260H140L137 263L131 262L129 259L125 260L124 262L120 263V264H139ZM172 262V261H171ZM179 262V261H177ZM195 262V263H194ZM176 263V262H175ZM174 263V264H175ZM196 261H192V264H196ZM178 264V263H177ZM254 264V262H253Z\"/></svg>","mask_w":264,"mask_h":264},{"label":"built area","instance_id":"obj_4","mask_svg":"<svg viewBox=\"0 0 264 264\" xmlns=\"http://www.w3.org/2000/svg\"><path fill=\"white\" fill-rule=\"evenodd\" d=\"M253 89L258 92L259 98H264V65H260L255 80L253 81Z\"/></svg>","mask_w":264,"mask_h":264},{"label":"water","instance_id":"obj_5","mask_svg":"<svg viewBox=\"0 0 264 264\" xmlns=\"http://www.w3.org/2000/svg\"><path fill=\"white\" fill-rule=\"evenodd\" d=\"M262 133L264 134V127L262 128Z\"/></svg>","mask_w":264,"mask_h":264}]
</instances>
